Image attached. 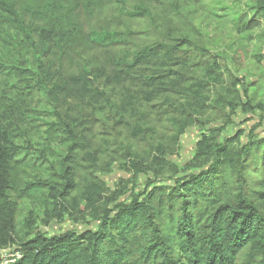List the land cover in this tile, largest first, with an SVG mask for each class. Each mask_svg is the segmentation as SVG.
Listing matches in <instances>:
<instances>
[{
    "label": "trees",
    "instance_id": "1",
    "mask_svg": "<svg viewBox=\"0 0 264 264\" xmlns=\"http://www.w3.org/2000/svg\"><path fill=\"white\" fill-rule=\"evenodd\" d=\"M257 1V12L264 17V0ZM130 16L153 18L143 6ZM258 25L252 20L243 30ZM155 30L156 41L146 46L125 42L124 32L77 35L95 52L114 51L101 67L78 72H71L76 48L71 34L40 30L35 85L46 94L68 143L59 170L63 184L51 188L52 213L62 216L71 198L78 207L85 203L95 226L48 236L29 218L25 235H16L17 203L10 191L20 147L0 127V251L14 247L19 257L12 264H264V137L258 132L264 115L254 127L225 135L238 111L263 114L264 103H254L250 85L219 55L185 34ZM149 110L180 132L206 126L204 120L222 124L202 131L186 175L160 172V159L171 152L169 141L176 143L173 134L167 143L148 146L143 153L130 143H148L158 135ZM95 125L123 130L126 142L104 139L96 144ZM112 154L135 175H155L130 200L120 202L121 191L107 198L93 171L90 177L82 175L81 156L95 166L98 157ZM193 169L198 171L190 173ZM74 192L77 198L71 197Z\"/></svg>",
    "mask_w": 264,
    "mask_h": 264
},
{
    "label": "rangeland",
    "instance_id": "2",
    "mask_svg": "<svg viewBox=\"0 0 264 264\" xmlns=\"http://www.w3.org/2000/svg\"><path fill=\"white\" fill-rule=\"evenodd\" d=\"M0 3V127L8 131L20 147L12 163L10 191L17 203L18 237L25 235L24 222L29 218L35 221L38 231L48 236L70 230L85 231L95 226L85 203L78 207L71 198L66 201L67 209L62 211V216L52 213L50 194L54 191L51 188L60 189L63 184L59 170L67 156L68 143L46 94L35 85L34 49L40 46L41 29L63 31L65 36L71 34V42L76 44L71 72L81 71L85 66L99 68L114 56V51L95 52L84 47L77 35L84 37L102 30L124 32L125 42L146 46L156 41L155 26L169 36L185 34L219 55L222 63L244 78L250 85L255 104L264 103V17L257 12V0H125L124 3L115 0H0ZM139 6L149 9L153 18L131 17L130 12ZM252 20L259 25L244 31ZM69 102L75 104V99ZM255 113L238 111L235 124L225 135L254 127L264 115L259 111ZM149 116L158 126L156 138H150L148 143L138 139L130 143L136 146L138 153H143L151 145L167 143L173 134L176 143L169 141L171 152L159 163L163 165L160 172L167 177L177 172L179 176L186 175L184 168L194 157L202 131L222 125H209L211 121L204 120L206 126L196 124L180 132L167 127V119L159 122L160 116L152 110ZM258 132L264 137V125ZM93 134L96 144L104 139L111 144L113 140L126 142V133L121 129L114 131L95 125ZM79 162L83 176L90 177L89 171H93L91 175L105 186L107 198L114 191L124 192L120 202L130 200L132 192L143 190L155 176L151 171L135 175L115 154L98 157L95 166L82 156ZM196 171L193 169L190 173ZM71 197L77 198L78 193L74 192ZM13 256L14 247L1 250L0 262L5 263Z\"/></svg>",
    "mask_w": 264,
    "mask_h": 264
},
{
    "label": "built area",
    "instance_id": "3",
    "mask_svg": "<svg viewBox=\"0 0 264 264\" xmlns=\"http://www.w3.org/2000/svg\"><path fill=\"white\" fill-rule=\"evenodd\" d=\"M14 257H19V255H16V256H13L12 258H14ZM14 262V260H9V261H6L5 263H3V264H12Z\"/></svg>",
    "mask_w": 264,
    "mask_h": 264
}]
</instances>
